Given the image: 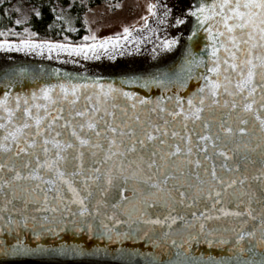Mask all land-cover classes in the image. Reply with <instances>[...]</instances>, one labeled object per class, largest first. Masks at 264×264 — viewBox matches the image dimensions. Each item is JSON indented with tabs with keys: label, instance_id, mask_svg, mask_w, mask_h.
<instances>
[{
	"label": "snow or ice",
	"instance_id": "obj_1",
	"mask_svg": "<svg viewBox=\"0 0 264 264\" xmlns=\"http://www.w3.org/2000/svg\"><path fill=\"white\" fill-rule=\"evenodd\" d=\"M188 11L197 18L188 39L201 29L206 33L211 66L204 49L197 53L190 45L178 71L157 70L122 81L158 85L167 92L169 85L187 88L203 67L195 78L204 83L187 98L174 93L153 100L98 80L91 85L69 80L30 95L6 91L0 96V221L9 225L0 231H11L13 224L19 229L21 220L28 227L30 204H39L38 212L71 216L61 222L76 227L75 205L81 217L137 224L134 233L119 232L102 219L100 239H147L156 251L133 250L150 257L147 264H201L189 254L190 241L201 235L209 246H229L203 264H264V0H212ZM176 23L184 20L177 17ZM119 39L75 46L0 41V47L70 49L87 56L85 49L115 45ZM176 43V38L166 39L162 46ZM254 202L260 206L255 214ZM109 208L111 215L102 211ZM116 210L128 221L116 218ZM245 216L259 224L246 230ZM212 220L225 223L208 227ZM233 220L238 227L230 226ZM157 226L166 230L152 238L149 233ZM87 228L93 231L91 223ZM14 239L15 244L0 240V255L33 251L19 236ZM70 247L73 254H84L79 246Z\"/></svg>",
	"mask_w": 264,
	"mask_h": 264
},
{
	"label": "water",
	"instance_id": "obj_2",
	"mask_svg": "<svg viewBox=\"0 0 264 264\" xmlns=\"http://www.w3.org/2000/svg\"><path fill=\"white\" fill-rule=\"evenodd\" d=\"M211 2L212 0H169L167 6L168 26L165 35L161 36L148 51L132 56L110 57L105 53L106 49L104 47L89 53L86 52L87 56L78 53L65 54V50H59L58 53L52 54L42 52L38 48L17 50L15 46L0 47V96H3L6 91L12 95L17 93L30 95L32 91H38L40 87L46 84L67 83L69 80L72 83H87L89 85L98 80L101 84L114 83L118 87L136 92L141 97L149 96L153 100L158 96H172L174 93L187 98L204 83L202 79L197 80L195 78L197 74L203 72V67L195 70L193 79L187 81V88H176L169 85L171 90L167 92L158 85H150L148 88H144L140 82L123 84L122 81L129 77L155 75L157 70L162 72L170 69L178 71L190 45L193 51L200 53L204 49V44H210L211 41L207 40V35L202 29L197 32L196 37L191 41L188 39L193 26L197 23V18L192 16L188 9L192 8L194 10L200 3ZM177 17L183 19L184 23L177 24ZM206 26L204 25V27ZM172 38H176L177 43L171 48H164L162 46L163 41ZM210 51V48L203 51L206 57L205 63L208 66H211L210 58L207 56ZM19 69H25L26 71L20 74ZM8 82L11 83V87L6 88L5 83ZM37 102H42V100ZM220 162L217 159V163ZM16 206L19 207L20 205L17 203ZM39 207V204H30L28 209L25 210V214L29 216L28 227H25L21 220L19 229L13 224L11 231H0V240L15 244L14 237L19 236L23 244L33 251L15 256L0 255V264H147L150 257L136 255L133 250H138L141 253L156 251L147 239L125 240L123 243L110 242L107 237L101 240L100 231L102 229L100 224L103 217L98 215L81 217L78 213V206H71V211L77 214L76 227H73L71 223L64 224L61 222L62 219L71 221L73 219L71 216L64 215L62 217L61 213H45L34 210ZM252 207L255 209L254 214L260 211V206L255 202ZM240 210H243V205L240 206ZM89 211L91 212V205ZM102 211L107 212L109 215L112 213L110 208L102 209ZM45 215L48 216V220L43 219ZM13 216L20 219L18 213H13ZM32 216L36 217L35 221L31 219ZM53 216H55V221L52 219ZM116 218L121 221H128V216L120 210H116ZM242 219L248 220L244 227L249 231L259 224V219L251 220L246 216ZM103 222L119 232L129 231L134 233L137 228L135 223L116 224L114 220L107 219H103ZM88 223L92 224L93 231L88 230ZM222 223H225V221L212 220L207 222V226L216 227ZM33 225L35 226L33 227ZM230 226L238 227L239 225L233 220ZM0 227L8 229L9 225L0 221ZM179 227L180 222L173 225L174 231L170 235L175 236V230ZM47 229H51V231ZM164 230L166 229L157 226L156 231L154 233L150 232L149 235L156 238ZM193 235H196L195 231H193ZM190 244V256L201 262V264L208 257H218L229 247L228 245L217 247L215 244L209 246L204 242L202 235L190 241ZM62 246L66 248V252L63 254L59 251ZM70 246H79V248L84 249V254H73ZM105 246L109 249L107 254L104 252ZM185 247H188V245L186 244ZM97 249L100 251L97 252ZM120 249H123V251H120Z\"/></svg>",
	"mask_w": 264,
	"mask_h": 264
},
{
	"label": "rangeland",
	"instance_id": "obj_3",
	"mask_svg": "<svg viewBox=\"0 0 264 264\" xmlns=\"http://www.w3.org/2000/svg\"><path fill=\"white\" fill-rule=\"evenodd\" d=\"M168 1L122 0L116 10L112 9L111 4L98 5L90 9L86 15L89 39H85L84 44H101L106 37L115 39L119 36L120 39L115 45L110 43L104 47L107 55L115 57L144 53L145 49L154 46L155 42L167 31ZM18 11L20 21L29 17L27 8L20 7ZM162 25H164L163 31L160 30ZM125 28L129 29L127 34L124 32ZM125 36H127L126 39ZM96 49H85V52L89 53ZM44 51L49 52L47 47L42 50V52ZM58 52L59 49H52L49 53ZM67 53L75 54L77 52L69 49L65 50V54Z\"/></svg>",
	"mask_w": 264,
	"mask_h": 264
},
{
	"label": "trees",
	"instance_id": "obj_4",
	"mask_svg": "<svg viewBox=\"0 0 264 264\" xmlns=\"http://www.w3.org/2000/svg\"><path fill=\"white\" fill-rule=\"evenodd\" d=\"M122 0H0V41H51L82 45L89 28L87 12L98 5L111 4L118 9ZM29 10L28 18L20 20L18 8ZM37 13H39L37 15Z\"/></svg>",
	"mask_w": 264,
	"mask_h": 264
},
{
	"label": "flooded vegetation",
	"instance_id": "obj_5",
	"mask_svg": "<svg viewBox=\"0 0 264 264\" xmlns=\"http://www.w3.org/2000/svg\"><path fill=\"white\" fill-rule=\"evenodd\" d=\"M163 23H164V22H163ZM160 30H161V31L164 30V25H162V26L160 27ZM150 48H151V47H150ZM150 48L145 49V51H148Z\"/></svg>",
	"mask_w": 264,
	"mask_h": 264
}]
</instances>
